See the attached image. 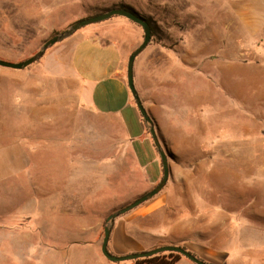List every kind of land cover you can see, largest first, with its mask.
Returning <instances> with one entry per match:
<instances>
[{"label": "rangeland", "instance_id": "374dc122", "mask_svg": "<svg viewBox=\"0 0 264 264\" xmlns=\"http://www.w3.org/2000/svg\"><path fill=\"white\" fill-rule=\"evenodd\" d=\"M253 2L0 0V57L7 60H24L75 20L122 3L151 21V42L171 46L179 38L183 61L189 53L213 55L209 131L195 135L227 143V154L170 156L163 190L119 216L111 242L133 251L177 244L213 264H264V53H254L263 38L249 39L234 9ZM119 17L79 32L125 35L110 25ZM69 42L55 43L26 68L0 65V264H135L103 254L106 218L163 178L148 122L140 142H154L158 178L138 161L122 119L81 98L86 85L72 71ZM192 114L189 121L201 116ZM159 254L172 264H196Z\"/></svg>", "mask_w": 264, "mask_h": 264}, {"label": "crops", "instance_id": "0c3cea01", "mask_svg": "<svg viewBox=\"0 0 264 264\" xmlns=\"http://www.w3.org/2000/svg\"><path fill=\"white\" fill-rule=\"evenodd\" d=\"M234 9L249 39L263 38L261 49L254 50V53H264V0H254L252 4L238 5ZM121 17L110 25L119 30L124 29L125 35H111L109 31L98 35L96 28L85 32L78 30L70 36L71 47L65 52L73 73L86 85L80 92L81 98L98 112L121 118L134 145L135 140L144 141L146 138L144 121L127 82L128 59L140 44V26ZM109 36L111 37L108 38ZM180 43L179 38L172 39L171 46L162 41H150L135 60L136 87L154 118L159 139L168 154L183 157L226 155L227 143L214 142L203 139L204 137L200 139L195 135L209 131L206 107L209 108L214 88L207 84L211 78L208 67L211 68L213 55L201 53L197 57L196 54L189 53L186 57L188 60L183 61ZM240 44L243 46L239 51L242 56L246 51L243 39ZM255 45L254 49L258 43ZM242 61L246 66L253 64L250 62L252 60ZM194 111L202 117L197 116V121H189L188 118ZM214 149L217 151L213 152ZM135 154L140 162L136 149ZM145 155H149L146 149ZM112 242L114 244L111 250L115 253L134 250L131 244L120 247L115 241ZM112 242L110 240V245ZM183 259L178 263L184 262Z\"/></svg>", "mask_w": 264, "mask_h": 264}, {"label": "water", "instance_id": "95a60500", "mask_svg": "<svg viewBox=\"0 0 264 264\" xmlns=\"http://www.w3.org/2000/svg\"><path fill=\"white\" fill-rule=\"evenodd\" d=\"M114 16H124L138 24H140L144 29V37L143 41L131 52L128 64H127V82L129 89L133 95V98L135 100V103L137 105V108L139 109L142 117L146 122H148L150 131L152 134V137L154 139V142L160 152L162 163H163V178L161 181L151 190L141 194L131 202L117 208L113 212H111L107 218L106 222L107 225L105 226L104 230V237L101 244V250L103 254L111 261H125L129 259H139V258H146L151 257L156 254H159L160 252L164 251H170V252H178L196 264H211L210 262L198 257L196 254H194L191 250L187 249L184 246L177 245V244H165L162 246H158L149 250H143V251H133L129 252L127 254L118 255L113 253L109 248L111 233H112V224L114 221L121 215L129 212L130 210L134 209L135 207L139 206L140 204L144 203L145 201L151 199L155 195H157L165 185L167 184L170 174L172 172L171 165L169 163V157L171 156L168 154L167 150L163 147L158 132L156 129L155 121L146 106L143 103V100L139 94V91L135 84V60L136 57L146 48V46L150 43L152 36H153V30L152 26L147 19V17L143 16L141 13H139L137 10H132L126 6H113L109 7L101 12H98L96 14L86 16L80 19L75 20L72 22L66 29L62 30L61 32L49 37L43 44L40 50H38L33 55L29 56L28 58L20 61H11L0 57V65L4 67L14 68V69H23L28 67L29 65L35 63L38 61L47 51L48 48H50L52 45H54L57 42H60L71 35H73L75 32L80 30L81 28L105 21L107 19H110Z\"/></svg>", "mask_w": 264, "mask_h": 264}, {"label": "trees", "instance_id": "16d2710c", "mask_svg": "<svg viewBox=\"0 0 264 264\" xmlns=\"http://www.w3.org/2000/svg\"><path fill=\"white\" fill-rule=\"evenodd\" d=\"M118 6H126L132 10H136L133 6L123 4V3L118 5ZM149 22L151 24L150 20H149ZM151 26H152V24H151ZM141 119L144 121L142 115H141ZM143 143L144 144L142 145V143L140 141H137V140L134 141V146H135L136 151L138 153L139 159H140L141 163L147 167L149 174L152 175L153 177L158 178V175H159V171L157 169L158 162H157V160H155L154 151H153V146L155 144H154V142L153 143L143 142ZM145 149L148 151L149 155H145ZM171 253H172V256H175L177 258L182 256V254H180L178 252H175V253L171 252ZM135 264H172V262H170L168 259H166V257H163L160 254H156V255L151 256V257L135 259ZM211 264H213V263H211Z\"/></svg>", "mask_w": 264, "mask_h": 264}]
</instances>
